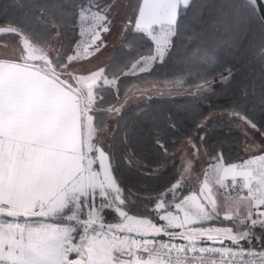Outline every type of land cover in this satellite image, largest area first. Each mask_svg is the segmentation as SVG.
<instances>
[{
	"label": "snow or ice",
	"instance_id": "1",
	"mask_svg": "<svg viewBox=\"0 0 264 264\" xmlns=\"http://www.w3.org/2000/svg\"><path fill=\"white\" fill-rule=\"evenodd\" d=\"M0 14V34L18 38L0 55V264H264V142L227 162L189 136L177 174L134 191L126 170L151 176L164 162L149 168L132 150L139 130L151 126L165 159L180 141L169 144L175 121H161L151 95L129 103L122 79L177 57L201 81L188 95L202 97L214 87L199 70L258 33L230 114L264 137V0H11ZM117 26L149 54L119 74L85 69ZM234 78L228 69L219 81Z\"/></svg>",
	"mask_w": 264,
	"mask_h": 264
},
{
	"label": "trees",
	"instance_id": "2",
	"mask_svg": "<svg viewBox=\"0 0 264 264\" xmlns=\"http://www.w3.org/2000/svg\"><path fill=\"white\" fill-rule=\"evenodd\" d=\"M11 0H0V6L10 3ZM9 19H17V15L11 9L9 10ZM7 23L4 16L0 14V26ZM222 31V30H221ZM77 39L79 36L77 35ZM259 39L258 33L246 37L240 35L237 39V47L231 53L224 51L222 64L208 69H200L199 74L206 76L207 80L217 84L214 90L199 98L186 96H164L153 98L158 102L154 107L158 110L161 121L166 117H171L175 121V129L168 132V142L180 141L176 148L169 147V153L175 152L180 145L187 139L193 137L196 132V124L213 113L226 111L231 112L233 107L240 110L239 101L241 93L237 90L236 84L243 77L245 71H251L247 68L248 55L246 49ZM196 41H193L195 44ZM221 51L220 49L217 50ZM149 49L145 47H136L130 50L127 42L123 41L113 51L104 66H110L111 70L118 74L120 70H127L133 58L138 59L141 55H148ZM183 61L174 57L166 65L154 64L149 72L140 73L138 77H122L125 81L124 87L128 90V95L134 87L144 85H163L175 89L195 88V84L201 81L197 79L198 72L191 74L187 69L181 71ZM228 69H232L234 79L231 82L220 83L221 74L227 75ZM183 78L187 81L183 87H173L172 82ZM194 82V83H191ZM123 99V94L121 96ZM112 103H116L114 98ZM151 126H146L139 130L138 136L131 145L132 150L139 156L149 168L154 166L156 160H164L159 173L147 176L148 169L137 170L135 168L126 170L124 173L125 183L133 188L134 191L144 188H153L167 183L179 170L178 164L174 163L169 168L163 170L165 158L155 147V137L152 134ZM206 143L203 150L213 154L223 153L227 162H238L244 158L245 144L247 147L252 143L251 139L244 135L243 130L231 121H221L210 125L203 133ZM207 160L208 158L205 157ZM142 195L147 193L142 192ZM256 248L259 249V242H256Z\"/></svg>",
	"mask_w": 264,
	"mask_h": 264
},
{
	"label": "rangeland",
	"instance_id": "3",
	"mask_svg": "<svg viewBox=\"0 0 264 264\" xmlns=\"http://www.w3.org/2000/svg\"><path fill=\"white\" fill-rule=\"evenodd\" d=\"M120 31L119 26L116 28H113L110 33H102V39L104 40V46L101 48L100 52L95 53L93 57L90 58V62L85 61L84 62V68L85 69H91L95 68L97 66H104V64L101 62V60H106L107 56L110 54V52L113 51V46L109 47L110 41L114 38L113 35L118 33ZM18 42V38L10 35V34H0V55L4 54H11L12 51L15 50L16 45ZM7 45V47H5ZM217 86V84H213V87ZM154 88H158L161 92L164 93V96H186L188 93L195 90V88L191 89H175L169 86H161V85H144V86H137L134 87L131 92L129 93V103L135 104L137 102V99H146L147 96L151 95L153 98L160 97L159 94L155 91H151ZM144 92L145 94L141 96V93ZM231 112L226 111H220L213 113L208 117L207 123L203 129H197L195 132V135L193 136L194 139L199 142V136L203 135L204 131L212 124H215L217 122L221 121H231L237 126H239L243 132L247 131V136L249 139H251L252 143L247 147L248 150L245 152L244 150V158L247 156L253 155L257 152L258 146L264 142V137L260 135L258 132H254L251 129H245L242 122L233 119ZM186 141V140H185ZM184 141V142H185ZM254 141V143H253ZM184 142L180 145L183 146ZM179 147V148H180ZM178 148V149H179ZM178 149L171 153L165 160V164L163 166V170L169 168L172 164L177 163L178 167L180 169L181 167V153L178 151ZM203 151V149H202ZM205 159V157H204ZM206 160V159H205ZM202 164L197 165V171H199L200 168H202ZM195 177H193V180Z\"/></svg>",
	"mask_w": 264,
	"mask_h": 264
},
{
	"label": "crops",
	"instance_id": "4",
	"mask_svg": "<svg viewBox=\"0 0 264 264\" xmlns=\"http://www.w3.org/2000/svg\"><path fill=\"white\" fill-rule=\"evenodd\" d=\"M124 2H127V0H124ZM113 39H112V41H110V45H109V47H111V46H113V51L120 45V43L122 42V40H123V37H122V31L120 30L117 34L115 33L114 35H113ZM113 51L112 52H110V54L107 56V58H106V60H101V62L103 63V64H105L106 62H107V60L109 59V57H110V55L113 53Z\"/></svg>",
	"mask_w": 264,
	"mask_h": 264
}]
</instances>
